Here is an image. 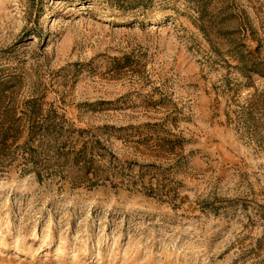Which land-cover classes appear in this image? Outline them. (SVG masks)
<instances>
[{
  "label": "rangeland",
  "instance_id": "rangeland-1",
  "mask_svg": "<svg viewBox=\"0 0 264 264\" xmlns=\"http://www.w3.org/2000/svg\"><path fill=\"white\" fill-rule=\"evenodd\" d=\"M9 124L0 264H264V0H0Z\"/></svg>",
  "mask_w": 264,
  "mask_h": 264
},
{
  "label": "trees",
  "instance_id": "trees-1",
  "mask_svg": "<svg viewBox=\"0 0 264 264\" xmlns=\"http://www.w3.org/2000/svg\"><path fill=\"white\" fill-rule=\"evenodd\" d=\"M257 65H258L257 62L253 63L252 68ZM10 126L11 124H9L7 127L4 128L0 127V152L8 146L7 144L8 140L12 139L9 136V129L11 128Z\"/></svg>",
  "mask_w": 264,
  "mask_h": 264
}]
</instances>
